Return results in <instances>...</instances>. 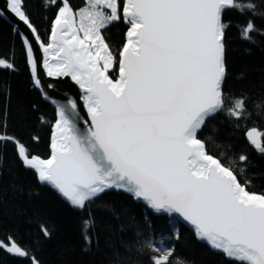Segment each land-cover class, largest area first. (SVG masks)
I'll use <instances>...</instances> for the list:
<instances>
[{
    "label": "snow or ice",
    "instance_id": "1",
    "mask_svg": "<svg viewBox=\"0 0 264 264\" xmlns=\"http://www.w3.org/2000/svg\"><path fill=\"white\" fill-rule=\"evenodd\" d=\"M48 4L58 6V12L47 44L27 14L25 0H6L0 15L10 12L31 31L43 49L48 76H70L84 90L91 123L81 132L76 104L70 101V108L57 109L48 159L30 156L13 136L0 134V144L14 143L24 166L74 208L85 209L106 192L122 190L157 214H178L193 226L198 240L235 264H264V195L248 192L199 138L220 113L236 122L252 114L247 97L225 93L229 25L223 16L229 9L255 14L253 0H86L78 12L67 0ZM119 21L130 28L120 52L119 78L113 81L107 73L117 60L102 30ZM254 32L249 20L241 38L251 42ZM21 36L39 87L38 61L28 38ZM0 68L14 70V63L0 58ZM253 104L254 110L264 111V101ZM262 136L255 128L246 132L250 144L264 154ZM246 160L239 157L241 164ZM93 223L85 220L83 225L89 244ZM40 227L50 236L46 226ZM173 238L179 239L178 233ZM9 242H0V249L28 256L11 237ZM122 246L124 264H142L145 248L163 253L151 257L152 264H172L174 248L154 245L139 230ZM33 264L39 262L33 258Z\"/></svg>",
    "mask_w": 264,
    "mask_h": 264
},
{
    "label": "trees",
    "instance_id": "2",
    "mask_svg": "<svg viewBox=\"0 0 264 264\" xmlns=\"http://www.w3.org/2000/svg\"><path fill=\"white\" fill-rule=\"evenodd\" d=\"M67 2L75 12L86 6V0ZM253 2L257 5L255 14L230 9L223 17L229 25L225 93L247 97L252 114L236 122L220 113L208 122L199 138L206 142L209 154L233 170L247 191L264 195V154L246 138L252 128L264 133V111L254 110L253 104L264 101V0ZM25 8L41 40L49 43L58 6H50L48 0H25ZM249 20L256 29L251 42L240 34ZM128 30L123 21L102 30L117 60L109 71L113 80L118 79L120 52ZM0 58L14 63V70L0 68V134L15 137L30 156L48 159L56 110L34 85L20 35L1 16ZM261 140L264 144V136ZM241 155L247 157L242 164ZM85 220L94 222L87 232L90 244L85 240ZM41 225L47 227L50 236L42 234ZM136 230L146 233L154 245L166 243L173 247L172 264L177 260L184 264H235L198 241L176 218L156 216L128 194L106 193L82 211L74 210L52 189L39 183L35 172L18 157L14 143L0 144V242L8 245L11 237L28 253L27 257H18L0 249V264H33V258L39 264H124L122 242L132 241ZM176 233L179 239L173 238ZM160 255L163 253L145 248L139 259L142 264H152L150 258Z\"/></svg>",
    "mask_w": 264,
    "mask_h": 264
},
{
    "label": "water",
    "instance_id": "3",
    "mask_svg": "<svg viewBox=\"0 0 264 264\" xmlns=\"http://www.w3.org/2000/svg\"><path fill=\"white\" fill-rule=\"evenodd\" d=\"M5 3H6V0H0V10L5 9ZM229 10H226L225 13L227 11H229ZM0 16H1L2 19H4L6 22H8L11 26H13L16 29V31L20 35L21 39H22V36H21V33H22L23 36H26L28 38V40L30 41L32 49H33L34 56H35L36 60L38 61L37 73H36V77L35 78H38L40 80V86L39 87H37L35 85V83H34V85H35L36 89L40 92V94L42 95V98L44 99V101L49 103L50 105H52V107L56 110V115H57V109H58L59 106H65V107L70 108V103L69 102L70 101L74 102L76 104V109H75L76 117H77L76 118V125L81 130V132H86L88 127H89V125H90V123H91V117H90V115L88 113L87 105H86V102H85V99H84V96L86 95L84 90L70 76H60V77H50V76H48L47 75V69L45 67H43V63H44V59H45V56H44V53H43V49L40 48L39 43L35 40L33 34L31 33V31L22 22H20L18 20V18H16L10 12H6L5 11L4 14L0 15ZM126 25H128V24L126 23ZM128 26L130 28V25H128ZM127 40H128V37L126 35V42H127ZM49 42H50V39H49ZM24 47H25V45H24ZM25 50H26V47H25ZM49 62L50 63H54L53 61H49ZM28 66H29V69H30V64L29 63H28ZM30 73H31V70H30ZM31 75H32V73H31ZM107 75L109 76V73H107ZM32 78H33V82H34L33 75H32ZM118 78H119V69H118ZM113 81H115V80H113ZM57 118H58V116H57ZM54 131H55V129L53 127V134H54ZM53 134H52V138H53ZM51 143H52V139H51ZM261 143H262V140H261ZM50 151H51V147H50ZM40 184L42 186H47L50 189H52L48 185H44L42 183H40ZM52 190L64 202H66L70 207H72L74 210H77V211H82L83 210V209L74 208L73 206H71V204L65 198H63L60 194H58L54 189H52ZM110 192H122V193H125V194H128V195L132 196L131 194L126 193V192H124L122 190H110V191H108L106 193H110ZM135 201L145 205L156 216H169V217L176 218L180 223H182L185 227L190 229L195 234L193 226H191L189 223L184 221L182 217L178 216V214H173L171 216L168 215V214H157L152 209H150L145 204V202H143L142 200L135 199ZM198 241H200V240H198ZM200 242L205 244L206 246H208L212 251L217 252V253H221V252H219L217 250H213L207 243L202 242V241H200ZM221 254H223V253H221Z\"/></svg>",
    "mask_w": 264,
    "mask_h": 264
},
{
    "label": "rangeland",
    "instance_id": "4",
    "mask_svg": "<svg viewBox=\"0 0 264 264\" xmlns=\"http://www.w3.org/2000/svg\"><path fill=\"white\" fill-rule=\"evenodd\" d=\"M85 23H87V21H86ZM80 34H81V36H83V33H80ZM111 69H113V67H110V68H109V71H110ZM109 71H108V73H109Z\"/></svg>",
    "mask_w": 264,
    "mask_h": 264
}]
</instances>
